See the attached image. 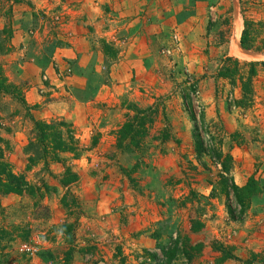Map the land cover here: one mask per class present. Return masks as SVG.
I'll list each match as a JSON object with an SVG mask.
<instances>
[{
    "label": "rangeland",
    "instance_id": "obj_1",
    "mask_svg": "<svg viewBox=\"0 0 264 264\" xmlns=\"http://www.w3.org/2000/svg\"><path fill=\"white\" fill-rule=\"evenodd\" d=\"M245 20L263 46L264 0H0V72L21 90L0 93L5 173L12 167L43 195L0 196V264H144V250L186 238L191 249L174 264L254 254L264 264V67L250 65L264 59L236 58L231 46ZM189 78L200 81L192 110L231 156L235 184L259 182L241 220L229 215L220 168L197 156L180 93ZM155 102L173 129L163 153L154 132L142 153L119 152L114 133L129 108ZM32 118L71 124L79 156L48 154L45 165L29 148ZM67 168L77 181L62 186ZM193 223L203 228L193 233ZM217 245L235 259L222 261Z\"/></svg>",
    "mask_w": 264,
    "mask_h": 264
},
{
    "label": "trees",
    "instance_id": "obj_2",
    "mask_svg": "<svg viewBox=\"0 0 264 264\" xmlns=\"http://www.w3.org/2000/svg\"><path fill=\"white\" fill-rule=\"evenodd\" d=\"M252 24L253 23L248 20L244 21L240 45L247 51L252 50L254 52L263 53L264 45L259 47L255 46L256 39L252 36V32L255 34ZM228 60L231 59L229 58ZM250 65H260L264 67V62H253ZM221 76H224V74H221ZM4 77V74L0 72V93L19 96L21 90H17V92L14 90L11 92L9 87L13 86H9L7 84V79ZM246 81L248 83L249 78H247ZM199 82L200 81L197 79L193 80L189 78L182 84L184 88L180 91L184 105L195 123L194 139L196 153L199 158L202 156L209 157L210 160L220 168L218 173L220 180L219 185L226 197L229 215L235 221L241 220L247 211L245 200L249 201L254 196L258 195L261 188L256 179H250L245 186L238 187L231 177L233 165L231 156L224 153L221 141L217 138L209 136L207 139L206 135L208 132L205 125L204 113L202 112L197 120V116L192 110V107H194V100L199 103ZM22 103L25 102L22 101ZM32 122L36 132V140L30 144L29 148L32 149L35 155L41 156V159H46V156L51 154L55 161L63 160V158L60 160L63 154H72L75 157L79 156L80 149L75 132L73 128L71 129V124H67L64 121L44 123L34 120L33 118ZM197 124H200V126ZM152 132L155 133L153 140L158 144L155 146L157 147L156 149L163 153L165 144L173 139V129L167 116L165 105H160L155 102L147 108H129V113L125 115V121L117 127L114 133L116 136V148L119 152L126 154L136 153L138 151L142 153L145 149L144 143H147V139L153 134ZM2 141L0 137V143H2ZM35 157L36 156L30 158L29 162L35 164ZM3 159L4 149L0 146V196H7L10 194L22 196L23 194H28L31 197L36 196L43 198L41 194L42 188L32 185L23 175L15 174L12 167L5 173L7 165L4 163ZM43 162L46 165L48 160H43ZM76 181L77 176L70 168H67L63 180H61L60 183L62 186H68L74 184ZM44 188L46 189L49 187L44 186ZM192 225L193 233L199 232L203 228L201 223H193ZM189 244H191V240L186 238L180 246H178L177 242H172L169 246L158 249L156 252L144 250L146 257L144 258L143 256L141 258L144 259V264H174L175 260L183 253V250L189 247ZM215 248L216 251L221 252L222 261L225 262L226 260L235 259L232 250L229 251L227 247L217 245ZM192 249L193 252L196 253V249L194 247H192ZM186 255L184 256L183 254V256L190 261L191 258L189 257L191 256H188L189 254L187 253ZM259 257L260 254H254L252 256V261H245L242 263L254 264V261L256 262Z\"/></svg>",
    "mask_w": 264,
    "mask_h": 264
},
{
    "label": "bare ground",
    "instance_id": "obj_3",
    "mask_svg": "<svg viewBox=\"0 0 264 264\" xmlns=\"http://www.w3.org/2000/svg\"><path fill=\"white\" fill-rule=\"evenodd\" d=\"M242 28H243V25H242V22L240 21V23L236 26L235 30L233 31V35L231 38L233 56H235L236 58L242 59V60L264 59V55L248 52L241 47L240 35L242 32Z\"/></svg>",
    "mask_w": 264,
    "mask_h": 264
},
{
    "label": "built area",
    "instance_id": "obj_4",
    "mask_svg": "<svg viewBox=\"0 0 264 264\" xmlns=\"http://www.w3.org/2000/svg\"><path fill=\"white\" fill-rule=\"evenodd\" d=\"M22 251L26 254H34L36 252V249L31 245H24L22 247Z\"/></svg>",
    "mask_w": 264,
    "mask_h": 264
},
{
    "label": "crops",
    "instance_id": "obj_5",
    "mask_svg": "<svg viewBox=\"0 0 264 264\" xmlns=\"http://www.w3.org/2000/svg\"><path fill=\"white\" fill-rule=\"evenodd\" d=\"M240 36H241V35H240ZM74 51H75V52H77V51H78V49H77V48H74ZM74 51H73V52H74Z\"/></svg>",
    "mask_w": 264,
    "mask_h": 264
}]
</instances>
